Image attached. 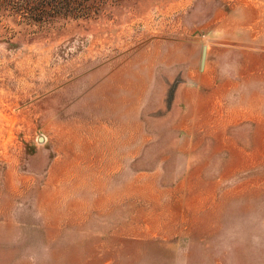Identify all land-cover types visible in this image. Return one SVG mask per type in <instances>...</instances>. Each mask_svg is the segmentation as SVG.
Segmentation results:
<instances>
[{
  "label": "rangeland",
  "instance_id": "1",
  "mask_svg": "<svg viewBox=\"0 0 264 264\" xmlns=\"http://www.w3.org/2000/svg\"><path fill=\"white\" fill-rule=\"evenodd\" d=\"M0 264H264V0L0 12Z\"/></svg>",
  "mask_w": 264,
  "mask_h": 264
},
{
  "label": "trees",
  "instance_id": "2",
  "mask_svg": "<svg viewBox=\"0 0 264 264\" xmlns=\"http://www.w3.org/2000/svg\"><path fill=\"white\" fill-rule=\"evenodd\" d=\"M123 0H0V12L15 18V24L26 27L30 35L63 27L70 22L96 18L103 7ZM15 33L13 34V36Z\"/></svg>",
  "mask_w": 264,
  "mask_h": 264
},
{
  "label": "water",
  "instance_id": "3",
  "mask_svg": "<svg viewBox=\"0 0 264 264\" xmlns=\"http://www.w3.org/2000/svg\"><path fill=\"white\" fill-rule=\"evenodd\" d=\"M206 59H207V47H204L203 49V54H202V66L205 65V62H206Z\"/></svg>",
  "mask_w": 264,
  "mask_h": 264
}]
</instances>
